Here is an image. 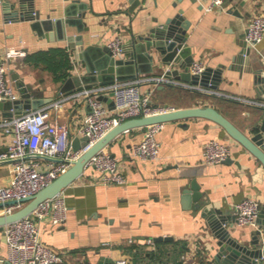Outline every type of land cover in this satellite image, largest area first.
Segmentation results:
<instances>
[{
  "label": "crops",
  "instance_id": "0c3cea01",
  "mask_svg": "<svg viewBox=\"0 0 264 264\" xmlns=\"http://www.w3.org/2000/svg\"><path fill=\"white\" fill-rule=\"evenodd\" d=\"M6 4L9 12L5 11ZM179 13L191 21L185 45L191 49L193 63L201 61L205 68L222 66L218 86L174 76L170 77L174 80L171 84L148 80L166 75L170 68L184 70L178 63L160 61L155 64V71L126 80L147 78L142 87L152 92L155 104L170 108L215 105L242 130L254 135L255 126L264 114V83L249 69V59L242 52L247 48L248 23L256 14L264 13V0H225L223 8L212 11H206L197 0H2L0 59H4L8 46L24 47L28 55L53 46L69 50L74 67L64 80H55L51 70L36 64L28 55L8 61V79L19 97L22 90L29 89V84L33 97L51 99L44 105L62 101L60 106L52 107V115L71 124L75 139L88 111L84 97L72 96L87 87L78 88L75 79L73 86H65L70 76L86 74L85 63L78 53L87 50L92 60L98 59L102 56L101 48L109 46L116 35L134 51L129 42L134 34L145 33ZM49 17L54 22L47 37L37 32L32 23ZM68 18L77 19L78 23L64 21L57 26L56 19ZM63 31L83 39L82 44L75 43L77 38L73 40L77 50L69 46L66 37H60ZM259 48L264 54V39ZM260 57L258 51H251L255 68L259 67ZM210 77L215 78V74ZM99 85L106 84L98 82L92 87ZM63 87L67 92H63ZM105 103L109 106L108 100ZM4 119L0 110V123ZM144 132L145 127L132 128L107 145L121 160L125 183L97 182V169L87 167L62 191L69 206L67 219L59 225L50 222L42 225L43 240L64 254L59 264H116L120 258H127L129 264H179L180 261L213 264L217 237L203 211L207 207L218 209L232 223L233 205L242 198L256 196L261 200V209L264 206V165L219 123L204 117L165 122L157 133L161 143L158 159L135 156L134 145ZM213 138L232 147L231 162L205 161L204 147ZM10 142L11 135L0 126V153L7 150ZM41 161L46 163L48 158L41 157ZM15 168L13 162L1 161L0 183L7 182ZM194 181L201 195L194 198V191L191 192L187 203L185 190ZM261 219L264 220V215H259L255 225L235 222L233 235L248 242ZM159 236L172 238L156 240ZM7 255L6 237L0 232V264H9Z\"/></svg>",
  "mask_w": 264,
  "mask_h": 264
},
{
  "label": "built area",
  "instance_id": "2783aa9c",
  "mask_svg": "<svg viewBox=\"0 0 264 264\" xmlns=\"http://www.w3.org/2000/svg\"><path fill=\"white\" fill-rule=\"evenodd\" d=\"M2 1V0H0ZM206 11L224 7L225 0H197ZM264 39V13L256 14L248 23L245 37L247 49L264 54L259 44ZM114 56L123 55V39L116 35L109 41ZM24 47L8 46L4 59H0V100H16L19 94L8 79L10 61L16 57L27 56ZM205 69L201 61L192 65L194 73ZM157 82H174L166 75L148 78ZM146 79L115 81L106 85L85 88L72 96L84 97L88 111L78 127V137L86 136L78 149L74 148L72 126L67 121L53 117L52 107L60 106L62 101L40 106L36 109L5 118L0 126L11 135L6 151L0 153V162L9 160L15 164V171L9 180L0 183V215L8 214L23 206L20 200L35 194L53 179L66 171L76 159L91 148L112 127L131 117L164 112L173 108L153 102L152 92L142 87ZM112 96L115 107H109L101 96ZM68 98V97H67ZM70 98V97H69ZM73 98V97H71ZM264 105V102H262ZM164 123L145 126L143 138L134 145V154L143 159H158L161 143L157 133ZM264 149V139L261 143ZM232 147L218 138L210 139L204 147L206 162L216 164L232 155ZM41 157L48 158L46 163ZM87 167L98 171L96 181L104 184L127 181L122 171L121 160L106 147L101 148L88 160ZM16 199L15 204H6ZM236 223L256 224L261 209V200L248 195L233 205ZM69 206L62 192L42 201L29 215L7 223L4 226L9 264H59L64 260L62 251L48 245L42 238V225L50 222L62 224L68 216ZM153 243L152 239H149ZM116 264H129L127 258H120Z\"/></svg>",
  "mask_w": 264,
  "mask_h": 264
},
{
  "label": "water",
  "instance_id": "95a60500",
  "mask_svg": "<svg viewBox=\"0 0 264 264\" xmlns=\"http://www.w3.org/2000/svg\"><path fill=\"white\" fill-rule=\"evenodd\" d=\"M7 5L8 4H6L5 11L9 12V6ZM11 15L12 14H9V16ZM20 17L21 19L25 18L23 13H21ZM64 21L70 24L78 23L77 19L73 18L56 19L57 26L59 27ZM53 22L54 21L50 17L37 19L32 23V26L37 32L48 37ZM190 25L191 21L184 19L181 13L177 14L175 17H170L164 23L151 27L145 33L134 34L129 41L133 44L134 51L127 48L126 43H123L122 56H114L112 49L108 45L101 48L102 56L95 60L90 58L87 50L81 51L78 54L80 60L85 63L86 74L70 76L66 80L65 86H73V84H75L74 79L78 82V88L82 89L84 87H92L98 82L101 84H108L117 80L122 81L135 78L139 76L140 73H151L155 71V64L160 61L162 64H171L175 62L184 69L183 71H180V68L167 69L165 74L168 77L174 76L177 79L184 77L196 83H201L202 85L211 84L216 88L222 79V66L219 68L208 67L201 73H193L190 70L194 57L191 56L190 47L185 45L187 41L186 34ZM81 28L80 26L79 29ZM60 37H66L69 41V46L74 51L77 50L75 43H83L81 37L67 35L65 31H63ZM76 38L77 42L73 43V40ZM251 51V49L246 48L242 52V56L249 59V69L257 74V80L264 83V57H260L258 60L259 67L255 68L251 61ZM184 56L186 57L185 61L183 59ZM81 61L79 64H81ZM212 73L215 74V78L213 79L210 77ZM17 77L18 75L16 74L15 78ZM27 87L30 91L29 89L22 90L21 97L16 100H0V110L5 118L19 116L51 100L45 97H33L31 93L32 86L28 84ZM64 89L65 87H63V92H67ZM101 98L108 100L111 108L115 107L112 96L103 95ZM189 117H204L219 123L230 136L245 146L264 165V149L261 147V143L264 139V114L255 126L257 132L254 135L246 133L218 107L212 104L173 108L164 112L131 117L112 127L91 148L81 154L66 171L62 172L49 184L42 187L35 194L21 199L20 201L24 203L22 207L11 213L0 215V232L5 234V224L29 215L42 201L62 192L85 171L86 164L91 156L97 153L101 148L106 147L121 133L132 128L145 127L151 124L165 123L167 121ZM87 139L88 137L86 136L76 137L73 140L74 148L78 149L81 146V141ZM224 161L231 162L232 157L230 156ZM193 191L194 198L201 195L199 185L195 183V181L191 188L185 190V200L187 203L190 198V193ZM15 203H17L16 199L6 202V204ZM3 205L4 203L0 202V207ZM197 206L201 207L200 204ZM259 215L260 217L264 215V206L260 210ZM203 216L207 218L209 225L217 237V247L212 258L213 264H264V220H260L259 227L249 241L243 242L238 237L234 236L231 230L236 222L235 217L234 221L230 223V220L227 219V215L223 214L222 211L214 208L210 209L208 207L203 211ZM171 238L170 236H159L156 240Z\"/></svg>",
  "mask_w": 264,
  "mask_h": 264
},
{
  "label": "trees",
  "instance_id": "16d2710c",
  "mask_svg": "<svg viewBox=\"0 0 264 264\" xmlns=\"http://www.w3.org/2000/svg\"><path fill=\"white\" fill-rule=\"evenodd\" d=\"M28 56L36 64H43L51 70L57 81L64 80L71 75V70L74 67L71 53L64 46H53L49 49H41ZM179 264H183V262L180 261Z\"/></svg>",
  "mask_w": 264,
  "mask_h": 264
},
{
  "label": "rangeland",
  "instance_id": "374dc122",
  "mask_svg": "<svg viewBox=\"0 0 264 264\" xmlns=\"http://www.w3.org/2000/svg\"><path fill=\"white\" fill-rule=\"evenodd\" d=\"M222 101V100H221Z\"/></svg>",
  "mask_w": 264,
  "mask_h": 264
}]
</instances>
